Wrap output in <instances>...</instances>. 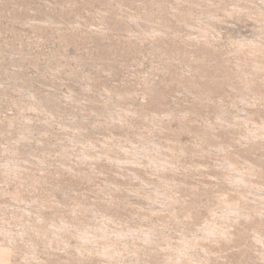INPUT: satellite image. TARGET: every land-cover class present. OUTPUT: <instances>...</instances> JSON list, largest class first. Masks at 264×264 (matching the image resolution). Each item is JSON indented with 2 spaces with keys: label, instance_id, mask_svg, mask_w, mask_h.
Here are the masks:
<instances>
[{
  "label": "rangeland",
  "instance_id": "obj_1",
  "mask_svg": "<svg viewBox=\"0 0 264 264\" xmlns=\"http://www.w3.org/2000/svg\"><path fill=\"white\" fill-rule=\"evenodd\" d=\"M0 264H264V0H0Z\"/></svg>",
  "mask_w": 264,
  "mask_h": 264
},
{
  "label": "bare ground",
  "instance_id": "obj_2",
  "mask_svg": "<svg viewBox=\"0 0 264 264\" xmlns=\"http://www.w3.org/2000/svg\"><path fill=\"white\" fill-rule=\"evenodd\" d=\"M61 226H62V225H61ZM64 226H65V224H64ZM70 226H71V225H70ZM67 227H68V224H67ZM60 228H62V227H60ZM60 228H59V229H60ZM69 228H70V227H69ZM64 229H65V228H64ZM67 230H68V228H67ZM102 231H104V230H102ZM57 232H59V231H57ZM57 232H56V233H57ZM213 232H214L213 229H209V230H208V233H213ZM101 233H102V232H101ZM82 234H83V233H82ZM84 234H85V233H84ZM84 234H83V235H84ZM58 235H59V234H58ZM86 235H89V234H86ZM86 235H85V237H86ZM55 236L57 237V235H55ZM80 237H81V236H80ZM89 237H90V236H89ZM89 237H88V238H89ZM81 239H82V238H81ZM88 241H89V240H88ZM86 242H87V241H86ZM88 243H89V242H88ZM90 243H91V242H90ZM91 244H92V243H91Z\"/></svg>",
  "mask_w": 264,
  "mask_h": 264
}]
</instances>
